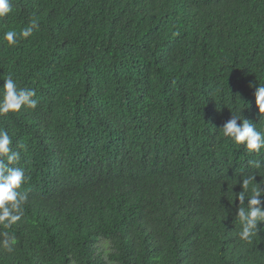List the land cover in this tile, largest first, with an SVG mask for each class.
<instances>
[{
	"label": "trees",
	"instance_id": "1",
	"mask_svg": "<svg viewBox=\"0 0 264 264\" xmlns=\"http://www.w3.org/2000/svg\"><path fill=\"white\" fill-rule=\"evenodd\" d=\"M12 3L0 86L11 74L39 103L0 116L29 178L0 264H264V223L242 241L236 216L264 150L219 129L241 110L264 130V0Z\"/></svg>",
	"mask_w": 264,
	"mask_h": 264
},
{
	"label": "clouds",
	"instance_id": "2",
	"mask_svg": "<svg viewBox=\"0 0 264 264\" xmlns=\"http://www.w3.org/2000/svg\"><path fill=\"white\" fill-rule=\"evenodd\" d=\"M13 11L12 0H0V18L8 17ZM39 28L37 18L30 19L29 24L19 32L7 30L2 39L9 46L18 45L26 40ZM35 88L21 87L16 79L9 74L0 86V116L19 113L21 109L35 110L38 106ZM255 104L258 118L264 117V85L258 84L255 91ZM224 137L236 145H243L249 154L261 153L264 150V130H259L257 123L241 115V110L231 112L222 127L219 128ZM26 151V146L19 145ZM21 152L13 147V138L9 131L0 128V226L4 229L20 222L27 204V193L21 189L27 183L25 169L19 166ZM259 167V164L256 165ZM256 174L241 179L242 191L238 194L239 207L236 212L240 223L239 238L251 241L260 231L264 223V183L256 182ZM0 248L12 252L16 245V237L8 232L0 233Z\"/></svg>",
	"mask_w": 264,
	"mask_h": 264
},
{
	"label": "rangeland",
	"instance_id": "3",
	"mask_svg": "<svg viewBox=\"0 0 264 264\" xmlns=\"http://www.w3.org/2000/svg\"><path fill=\"white\" fill-rule=\"evenodd\" d=\"M98 250H102L104 252V254H106V251L108 250V243L104 242V241H100L98 244Z\"/></svg>",
	"mask_w": 264,
	"mask_h": 264
}]
</instances>
